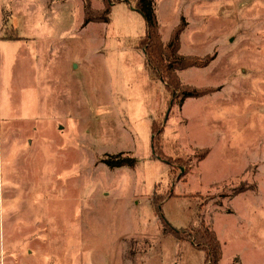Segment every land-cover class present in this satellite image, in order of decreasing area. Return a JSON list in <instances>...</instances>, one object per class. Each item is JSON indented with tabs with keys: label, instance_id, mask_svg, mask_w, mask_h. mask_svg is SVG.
Here are the masks:
<instances>
[{
	"label": "rangeland",
	"instance_id": "obj_1",
	"mask_svg": "<svg viewBox=\"0 0 264 264\" xmlns=\"http://www.w3.org/2000/svg\"><path fill=\"white\" fill-rule=\"evenodd\" d=\"M87 1L109 22L83 26ZM135 1L0 0V264H204L162 221L264 264V0H153L163 42L183 18L180 55L212 57L178 72L213 90L181 107Z\"/></svg>",
	"mask_w": 264,
	"mask_h": 264
},
{
	"label": "trees",
	"instance_id": "obj_2",
	"mask_svg": "<svg viewBox=\"0 0 264 264\" xmlns=\"http://www.w3.org/2000/svg\"><path fill=\"white\" fill-rule=\"evenodd\" d=\"M134 9L143 16L146 24L142 46L148 67L152 74L164 84V89L173 94L178 107H181L186 99L200 98L212 92L213 90L211 89L183 86L178 77V72L193 67H205L212 60V57L197 59L180 55V36L187 26L184 19L180 18L178 25L171 31L168 42L163 44L153 0H136ZM83 12V26H86L90 22H109V9H105L104 13L93 12L87 1L84 4ZM151 133L152 151L160 157V137L157 134L158 132L154 130V123L151 126ZM206 156L207 151H204L202 154L196 155V160L200 162ZM101 163L109 169L121 167L134 168L136 160L126 154L119 153L116 155H105L101 159ZM238 193L236 192L235 195ZM162 201L157 203V200H154L153 203L156 207H159ZM162 223L164 231L166 230L180 240L189 242L196 250L201 251L204 254V264H219L222 257L221 245L212 227L201 225L196 229L188 231L185 236H180L174 228L168 226L164 221Z\"/></svg>",
	"mask_w": 264,
	"mask_h": 264
},
{
	"label": "crops",
	"instance_id": "obj_3",
	"mask_svg": "<svg viewBox=\"0 0 264 264\" xmlns=\"http://www.w3.org/2000/svg\"><path fill=\"white\" fill-rule=\"evenodd\" d=\"M168 40H169V38H168ZM168 40H167V41H165V42H163V41H162V42H163V44H166V43L168 42ZM179 51H180V50H179Z\"/></svg>",
	"mask_w": 264,
	"mask_h": 264
},
{
	"label": "water",
	"instance_id": "obj_4",
	"mask_svg": "<svg viewBox=\"0 0 264 264\" xmlns=\"http://www.w3.org/2000/svg\"><path fill=\"white\" fill-rule=\"evenodd\" d=\"M133 10H135V9H133Z\"/></svg>",
	"mask_w": 264,
	"mask_h": 264
}]
</instances>
